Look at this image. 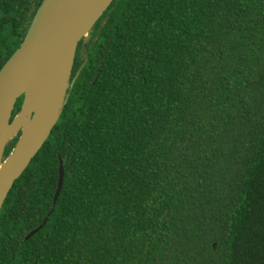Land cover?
<instances>
[{
  "label": "trees",
  "instance_id": "trees-1",
  "mask_svg": "<svg viewBox=\"0 0 264 264\" xmlns=\"http://www.w3.org/2000/svg\"><path fill=\"white\" fill-rule=\"evenodd\" d=\"M41 1L0 0L7 55ZM89 33L0 264H264V0H112Z\"/></svg>",
  "mask_w": 264,
  "mask_h": 264
},
{
  "label": "water",
  "instance_id": "water-1",
  "mask_svg": "<svg viewBox=\"0 0 264 264\" xmlns=\"http://www.w3.org/2000/svg\"><path fill=\"white\" fill-rule=\"evenodd\" d=\"M112 0H42L37 7L24 37L0 69V165L17 147L24 144L22 128L28 123L35 107L64 76L67 88L72 85L80 68L69 82L75 49L80 38L99 19ZM66 88V90H67ZM66 90L52 123L42 137L31 147L22 150L19 158L0 181V207L14 180L19 177L32 157L39 150L55 124L66 100ZM20 95V109L11 118L12 110ZM21 131L12 150L4 157V150L11 138ZM64 167L58 155V177L52 203L60 193ZM46 221L30 230L25 239L33 235Z\"/></svg>",
  "mask_w": 264,
  "mask_h": 264
},
{
  "label": "bare ground",
  "instance_id": "bare-ground-1",
  "mask_svg": "<svg viewBox=\"0 0 264 264\" xmlns=\"http://www.w3.org/2000/svg\"><path fill=\"white\" fill-rule=\"evenodd\" d=\"M66 88L67 78L64 76L35 107L31 120L22 128V139H25L24 144L18 143L17 147L0 165V181L13 163L19 158V153L36 143L52 123L60 107L61 99Z\"/></svg>",
  "mask_w": 264,
  "mask_h": 264
},
{
  "label": "flooded vegetation",
  "instance_id": "flooded-vegetation-1",
  "mask_svg": "<svg viewBox=\"0 0 264 264\" xmlns=\"http://www.w3.org/2000/svg\"><path fill=\"white\" fill-rule=\"evenodd\" d=\"M28 28V27H27ZM91 29V28H90ZM90 29L88 30V32L85 34V35H83L81 38H80V40L78 41V43L79 42H81V45H80V52L84 55L85 53V51H86V48H87V46L89 45V41H90V38H91V36L89 37V31H90ZM15 32H14V30L13 29H9V38L8 39H3L1 42H0V69H1V67L3 66V64L7 61V59L11 56V54L14 52V50L18 47H15L11 52H10V54L9 55H7V53L14 47V42L11 44V42L15 39ZM24 37V36H23ZM15 41V40H14ZM78 43H77V45H78ZM20 44V43H19ZM86 60H87V58L86 57H84V59H83V61L79 64V66H78V68H77V70L80 68V71H81V69H82V67L85 65V63H86ZM76 70V71H77ZM76 71H75V73H76ZM80 71H79V73H80ZM78 76V75H77ZM77 78V77H76ZM22 98H23V95H20L19 97H18V99H17V101H16V103H15V106H16V104L18 103L19 104V108H18V110L20 109V106H21V102H22ZM20 99V100H19ZM20 102V103H19ZM14 106V107H15ZM14 110V109H13ZM13 110H12V114H13ZM17 110V111H18ZM12 114H11V118L13 117L12 116ZM20 133H21V131H19L17 134H18V137H19V135H20ZM18 139V138H17ZM10 141V140H9ZM8 144V143H7ZM7 146V145H6ZM5 149H6V147H5ZM4 153H5V150H4Z\"/></svg>",
  "mask_w": 264,
  "mask_h": 264
},
{
  "label": "rangeland",
  "instance_id": "rangeland-1",
  "mask_svg": "<svg viewBox=\"0 0 264 264\" xmlns=\"http://www.w3.org/2000/svg\"><path fill=\"white\" fill-rule=\"evenodd\" d=\"M69 83V82H68ZM68 86V85H67Z\"/></svg>",
  "mask_w": 264,
  "mask_h": 264
}]
</instances>
